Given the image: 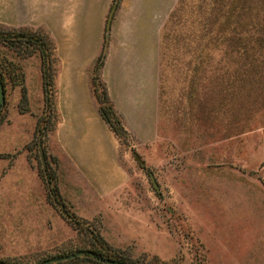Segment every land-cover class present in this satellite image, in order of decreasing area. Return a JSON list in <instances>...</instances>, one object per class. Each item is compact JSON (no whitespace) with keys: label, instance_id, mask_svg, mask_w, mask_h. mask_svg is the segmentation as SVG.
I'll return each instance as SVG.
<instances>
[{"label":"rangeland","instance_id":"obj_1","mask_svg":"<svg viewBox=\"0 0 264 264\" xmlns=\"http://www.w3.org/2000/svg\"><path fill=\"white\" fill-rule=\"evenodd\" d=\"M173 12L160 36L157 132L116 138L125 182L106 197L74 174L53 131L38 146L35 123H51L39 58L0 46L25 95L3 88L1 260L37 264L96 234L139 264H264V0H182Z\"/></svg>","mask_w":264,"mask_h":264},{"label":"crops","instance_id":"obj_2","mask_svg":"<svg viewBox=\"0 0 264 264\" xmlns=\"http://www.w3.org/2000/svg\"><path fill=\"white\" fill-rule=\"evenodd\" d=\"M85 1L0 0V25L39 28L50 39L57 60L52 137L74 174L106 197L124 184L125 171L118 163L117 139L91 93L90 66L105 45L100 79L112 108L129 138L152 140L158 124L160 36L179 0H118L107 29L112 0ZM7 164L14 166V158Z\"/></svg>","mask_w":264,"mask_h":264},{"label":"trees","instance_id":"obj_3","mask_svg":"<svg viewBox=\"0 0 264 264\" xmlns=\"http://www.w3.org/2000/svg\"><path fill=\"white\" fill-rule=\"evenodd\" d=\"M112 3L115 5L118 3V0H112ZM182 0H179L177 5H180ZM176 5V6H177ZM175 9V7H174ZM170 13L168 20L173 17V11ZM105 38V37H104ZM105 40V39H104ZM0 46L3 47L10 54L17 55V49L21 46L26 47L30 54H36L39 58V70H40V81H41V92H42V101H43V110L42 113L46 114L51 113V123H48L47 117L46 119H42L40 122L37 121L34 126V139L37 140V144L42 148L44 153V145L41 141L43 136L54 130L57 121V113L55 108V84L54 78L56 74V59L54 57V46L52 45L48 36L37 30L32 31L27 28H8L0 25ZM104 47L93 60L90 69H89V86L91 93L94 97V100L97 105V110L101 118L107 124L109 130L116 136V138L120 139L122 137H127V132L123 128L119 117L114 112L111 102L108 99L106 94L105 86L100 79V69L103 64L104 59ZM23 75L20 70L18 64H16L13 59L5 58L4 56H0V83L4 88L6 82H8L11 86H20L21 92V100L25 103V95L23 89ZM25 105V104H23ZM22 111H26V107L22 106ZM3 121V116L0 114V123ZM47 170V166L43 167V171ZM53 180L51 175L44 178L43 181L46 185H49L51 188V192L53 196H57V191L54 188ZM71 216V215H70ZM91 240L88 241V248H79L68 251L66 254H57L56 256L68 255L77 250H89L94 256L109 258L112 260L120 261L124 264H139L137 262H133L121 255L120 252L111 250L103 240L96 234L94 236L90 235ZM53 258V257H51ZM47 258L43 259L46 260ZM1 260V259H0ZM4 264H11L1 260ZM42 262V261H41ZM40 263V262H38ZM48 264H107L104 262H100L95 258L89 255H81L75 256L73 258L57 261ZM141 264V263H140ZM144 264H157V263H144Z\"/></svg>","mask_w":264,"mask_h":264},{"label":"water","instance_id":"obj_4","mask_svg":"<svg viewBox=\"0 0 264 264\" xmlns=\"http://www.w3.org/2000/svg\"><path fill=\"white\" fill-rule=\"evenodd\" d=\"M114 7H115V4L112 3V5H111V7L109 9V12H108V16H107V19H106V23H105V28L106 29L109 26V22H110V19H111V16H112ZM3 104H4V92H3V87H2V85L0 83V109L2 108ZM39 153H40V159L43 160L42 159L41 148H39ZM149 178H150V181L153 184L154 189H157V186L154 183L153 178H152L151 175H149ZM84 254L89 255V256L95 258L96 260H98L100 262L107 263V264H124V263H122L120 261H117V260H112V259H109V258L96 257L89 250H79V251L73 252V253L68 254V255H63V256H57V257H53V258H48V259H46V260H44V261H42L40 263H37V264H48V263H53V262H57V261H64V260L73 258L75 256H81V255H84ZM0 264H4V263L0 260Z\"/></svg>","mask_w":264,"mask_h":264}]
</instances>
